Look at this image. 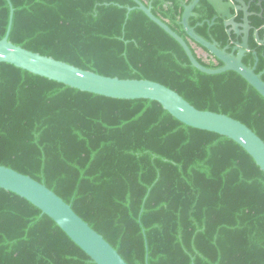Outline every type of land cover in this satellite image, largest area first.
I'll use <instances>...</instances> for the list:
<instances>
[{
  "label": "trees",
  "instance_id": "trees-1",
  "mask_svg": "<svg viewBox=\"0 0 264 264\" xmlns=\"http://www.w3.org/2000/svg\"><path fill=\"white\" fill-rule=\"evenodd\" d=\"M8 1L12 44L104 77L161 84L264 142V99L234 72L193 68L132 0H0V40ZM140 1L199 64L222 66L199 56L181 26L193 0ZM189 27L228 45L207 0ZM249 45L258 62L250 53L242 63L264 82V46ZM0 166L55 193L126 264H264V173L231 140L189 128L155 102L79 92L0 63ZM0 264L95 263L52 220L0 189Z\"/></svg>",
  "mask_w": 264,
  "mask_h": 264
},
{
  "label": "water",
  "instance_id": "water-1",
  "mask_svg": "<svg viewBox=\"0 0 264 264\" xmlns=\"http://www.w3.org/2000/svg\"><path fill=\"white\" fill-rule=\"evenodd\" d=\"M136 9L173 38L183 49L193 68L206 75H218L225 72H234L241 76L263 99L264 82L254 69L243 65L242 56L248 50L249 26L247 15L243 25H237L232 20V6L224 0H207L213 7L218 18L223 20L228 29L242 36V51L239 56L228 54L219 49L217 43H211L198 36L194 29L189 27V19L200 0H193L185 6L181 18V26L186 36L195 44L210 53L222 63L218 69L203 67L193 57L188 45L176 33L156 18L151 9L140 0H132ZM240 4L241 0H237ZM10 12L8 26L3 39L0 40V63L9 64L49 81L56 82L79 92L94 94L115 100H147L157 103L171 117L181 124L200 131L209 132L227 138L243 149L264 173V142L242 123L221 114L200 111L174 91L167 87L145 80H123L104 77L89 71H84L50 57L30 52L9 42L14 10L8 1ZM132 9H128L131 11ZM258 37V36H257ZM0 189L11 193L35 207L50 220L95 264H126L120 255L92 230L87 223L78 217L71 207L60 197L44 185L32 178L14 170L0 166Z\"/></svg>",
  "mask_w": 264,
  "mask_h": 264
},
{
  "label": "flooded vegetation",
  "instance_id": "flooded-vegetation-1",
  "mask_svg": "<svg viewBox=\"0 0 264 264\" xmlns=\"http://www.w3.org/2000/svg\"><path fill=\"white\" fill-rule=\"evenodd\" d=\"M224 2L232 6L230 10L231 15H232V20L237 25H243L245 16L247 15V21H248V26H249L248 50L244 51L242 60L246 55L251 53L255 57V62H258L256 58V53L254 52V48L250 47L249 43H250V39L253 38L256 44V48H261L262 46H264V0H241L242 3L240 4L237 2V0H224ZM257 20L261 22L260 25H257L258 24L256 22ZM223 25H224V22H223ZM227 30L228 29L226 28V32ZM228 36H229L228 45L223 49L228 54H234V56H239L240 52L242 51V49L240 48V45L243 43L242 36L238 37L235 34V32H232L231 35H228ZM192 47L196 48V53L199 56L205 59H209L214 62L215 60H217L210 53L205 52V50L201 48L199 45H195L194 43ZM250 69H254L255 71V66Z\"/></svg>",
  "mask_w": 264,
  "mask_h": 264
}]
</instances>
